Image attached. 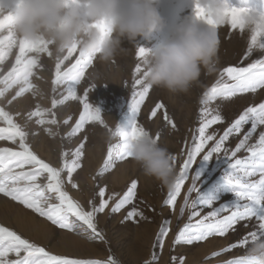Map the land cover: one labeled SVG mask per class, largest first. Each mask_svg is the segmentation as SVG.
Masks as SVG:
<instances>
[{
	"label": "rangeland",
	"instance_id": "1",
	"mask_svg": "<svg viewBox=\"0 0 264 264\" xmlns=\"http://www.w3.org/2000/svg\"><path fill=\"white\" fill-rule=\"evenodd\" d=\"M14 3L15 0H0V6L5 12L11 10ZM229 3L264 13V0H229ZM157 7L165 20V25L160 31L153 33L148 40H139L136 43L125 42L124 51L118 52L112 60L104 61L98 56L94 57L92 64L86 69L85 76L79 84L74 85L77 96H83L84 90L88 89V102L100 110L103 123L86 122L77 134L69 135L72 126L79 118L82 105L78 99L64 100L68 94L67 83L58 82L53 85L57 62L55 53L52 55L48 52L29 53L38 58V65L33 68V75L29 78L38 90V94L27 91L17 97L11 105L7 104L4 98H0V106L4 107L28 133L27 143L30 148L53 166L59 167L62 163L61 154L74 151L83 141L84 154L81 158V167L73 173L78 188L73 189L70 185H66V190L84 210H90V200L98 205L100 187H105L109 194L113 192L122 194L133 179L138 182L137 196L133 203L143 211L144 216L125 219L132 205H126L116 213L111 212L110 208L98 213L95 223L102 239L96 237L81 222L75 221V217H72V220L79 225L78 227L72 231L61 229L18 201L0 193V225L44 247L51 254L85 261H99L100 264H105L109 256L116 261V264H180L181 259L183 264H227L231 260L248 256L247 250L253 240L251 233L259 234L258 221L252 218L238 221L234 229H230L224 236L212 235L204 241H194L191 244L176 241L180 228L188 222L192 211L204 216L221 206L231 209L236 203L234 194L227 190L223 174L230 159L234 162L235 159L243 160L249 156L246 148L236 152L235 157H232L231 153L251 128L250 121L242 126L239 133H233L224 142L223 147L228 150L227 156L222 150L218 154L214 153L209 161H201L214 143L208 141L204 150L190 166L189 178L182 185L181 192L172 207L165 204L172 187L154 178L145 177L131 158L116 160L115 151L109 154V147L119 142L118 136L114 135L117 124L121 130H127L129 127L126 118L127 104L131 99L134 69L137 63L141 62L136 57L137 47L142 45L146 48H155L169 38L171 31L191 13L193 0H158ZM253 28L254 25L245 24L243 30L239 28L233 30L225 21L218 28L220 43L214 70L202 71L199 81L187 93L173 94L153 87L141 105L137 123L157 139L161 147L167 148L171 156H175L173 162L177 177L187 158L189 148L194 147V143L198 142L202 109H207L212 115L217 113L221 115L222 121L207 130L209 134L215 133V138L218 139L247 107L264 103V89L237 93L227 99L216 97L208 100L204 96V93L221 78L232 83L226 74L222 77L224 68L245 67L257 59L264 58V50L259 49L258 44L254 45L245 57V53L249 51ZM0 36H7V29H0ZM14 38L18 39L15 34ZM18 51L17 46L6 50L5 59L0 62V77H3L15 64ZM66 54L65 51L60 56ZM78 55L77 50L64 61L61 64V71L66 70ZM3 87L4 85L0 84V88ZM17 90L18 87L13 85L5 96L10 99ZM53 99L63 100V103H58L52 108ZM157 103H162L165 108L157 110L156 116L152 117L151 112ZM38 105L41 109H50L58 123L41 126L35 123L36 117L29 120L27 114L36 110ZM165 111L175 127L165 121ZM44 119H51V115H45ZM65 120L68 121L67 124L64 123ZM6 126L0 121V127ZM45 127L51 128L53 134L49 135L45 132ZM262 131L264 125H258L256 131L248 138L247 145L257 143ZM0 147L16 148L17 146L10 141L0 140ZM106 159L113 161L107 170L104 169ZM195 169L201 171L200 181L197 183L200 194L205 197H215L217 202L211 207L197 206L195 209L184 207L181 213L180 209L185 204L186 194L189 203L196 199L195 191L188 193ZM248 179L258 180L259 173ZM239 203L243 204L246 201ZM228 214L230 211L220 213L221 216ZM162 228L168 229L167 236H160ZM161 239L162 246L159 243ZM10 258L16 257L10 254Z\"/></svg>",
	"mask_w": 264,
	"mask_h": 264
},
{
	"label": "snow or ice",
	"instance_id": "2",
	"mask_svg": "<svg viewBox=\"0 0 264 264\" xmlns=\"http://www.w3.org/2000/svg\"><path fill=\"white\" fill-rule=\"evenodd\" d=\"M17 0H15V3ZM14 3V4H15ZM193 11L205 22H210L205 15V9L198 2L193 7ZM255 13L258 19L254 25L249 51L245 53V57L249 54L254 45L259 46V49L264 50V13H258L248 7H232L228 11L225 19L221 20V25L227 21L231 29H241L245 27V17ZM6 13V14H5ZM95 27H103L102 22H99ZM0 29H7V36H0V62H3L6 56V50H10L13 46H17L19 51L15 56V64L11 69L0 77V84L4 87L0 88V98H4L7 104L11 105L13 101L27 91H32L38 94V90L31 83L30 77L33 75V68L38 65V58L29 53L38 54L41 52L52 53L48 49V45L43 41H25L14 38V32L11 27V10L5 12L0 6ZM258 37L260 38L258 40ZM78 50L79 55L74 58V62H70V66L61 71V64L68 60L74 52ZM148 48L139 45L136 49V57L140 59L137 63L132 82L131 99L127 104V120L129 127L127 130H121L117 124L114 135L118 136L119 142L109 147V154L115 151L116 160H125L130 158L128 152V140L135 138L138 135L149 134L147 130L137 123V115L145 98L150 93V87L144 81V65L145 57ZM64 53V52H63ZM66 55L62 57L57 54L56 74L52 80L53 85L58 82L67 83L68 94L64 100L72 99L79 100L82 105V111L79 118L72 126L69 135L77 134L86 122H100V110L93 107L87 99L88 89L84 90L83 96H77L74 85L79 84L85 76L86 69L93 62V56L81 53L76 45L66 50ZM139 74V75H137ZM223 74L227 75L228 83L221 78L214 83L210 90L204 93L208 100H213L216 97L225 99L235 96L237 93L255 92L257 89H264V58L255 60L245 67L229 66L223 69ZM16 85L18 90L9 99L5 93ZM94 88V86H93ZM55 90V89H54ZM58 103H63V100H52V108H55ZM203 103V101H202ZM162 103H157L151 112V116L155 117L157 110L164 109ZM50 114L51 119H44L45 115ZM17 115H20L17 113ZM28 119L36 117L37 125H56L58 123L55 114L51 113L50 109H41L39 105L36 110L27 114ZM165 121L175 127L172 119H170L165 111ZM0 121L6 127H0V140L10 141L16 148L0 147V193L5 197H9L14 201H18L25 207L33 210L41 217L46 218L53 225L61 229L69 231L74 230L77 225L75 221L81 222L91 230V232L102 239L101 234L97 231L95 217L98 213H103L110 208L113 213L121 211L126 205H132L127 212L125 219H135L143 217L144 213L141 209L134 205V200L137 196V180L133 179L127 190L120 193H107L105 187H100L98 191V205L89 201L90 210H84L81 205L75 201L68 191L66 185H70L73 189H77L78 185L74 182L73 173L81 167V158L84 154L83 141L77 146L74 151L61 154V165L53 166L50 162L45 161L37 153H35L27 143L28 133L24 130L21 124L17 123L13 116L0 106ZM222 121L219 113L210 114L207 109H202L201 125L198 129V142L194 143V147H190L187 152V158L180 168V174L176 178L172 189L165 200V204L169 207L175 205L177 197L181 192V187L189 178V168L195 162L197 156L204 150L208 141H213V145L203 155L204 162L212 159L213 154H218L222 150L226 156L228 150L225 149L224 142L233 133H239L244 124L251 122V128L244 135V139L236 145L235 150L231 153L235 157L236 152L241 148H246L249 156L246 159H235L234 162L230 159L228 167L224 171L223 180L227 185V190L234 194L236 203L231 209L221 206L214 211H209L207 215L201 216L197 211H192L188 217V222L180 228L177 236V242H186L188 244L194 241H204L212 235L224 236L238 221L255 218L258 221L259 234L251 233L252 239L264 237V131L260 132L257 143L248 146L247 140L257 129L258 125H264V103L256 106L247 107L242 114L235 119L228 128L215 138V133L209 134L210 126ZM68 123L67 120L64 121ZM44 131L52 135V129L45 127ZM157 140V139H156ZM175 161V156H172ZM113 161L106 159L104 169L107 170ZM259 173L258 180H249V177ZM201 171L195 169L194 175L191 176L192 185L188 188V193L195 191L196 199L189 203V197L185 195V204L180 211L183 213L184 207L195 209L197 206L211 207L217 199L215 197H205L200 194L197 183L200 181ZM200 184V183H199ZM246 201V203H239ZM230 211V214L221 216L220 213ZM75 217V221L72 220ZM168 229L162 228L161 237L167 236ZM160 245H163V240H159ZM10 254H14L15 259L10 258ZM215 255V254H214ZM175 259V258H174ZM254 257L246 256L242 259L231 260L227 264H254ZM0 264H100L99 261H85L67 256L51 254L42 246L23 238L15 231L10 230L6 226L0 225ZM105 264H116V261L109 256ZM180 264H183L181 259Z\"/></svg>",
	"mask_w": 264,
	"mask_h": 264
},
{
	"label": "clouds",
	"instance_id": "3",
	"mask_svg": "<svg viewBox=\"0 0 264 264\" xmlns=\"http://www.w3.org/2000/svg\"><path fill=\"white\" fill-rule=\"evenodd\" d=\"M205 9V22L192 9L169 38L148 48L144 81L150 88L169 93H187L199 81L202 71L215 68L221 20L235 7L229 0H193ZM158 0H17L11 9L14 34L25 41H43L51 53L60 54L76 45L85 55L112 60L124 51L125 42L148 40L160 31L165 20ZM258 17H245L252 25ZM102 22L103 27L93 25ZM131 160L145 177L172 187L176 171L171 154L150 134L128 140ZM254 264H264V237L251 241L247 250Z\"/></svg>",
	"mask_w": 264,
	"mask_h": 264
}]
</instances>
